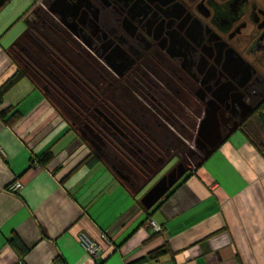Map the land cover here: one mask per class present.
<instances>
[{
  "label": "crops",
  "instance_id": "0c3cea01",
  "mask_svg": "<svg viewBox=\"0 0 264 264\" xmlns=\"http://www.w3.org/2000/svg\"><path fill=\"white\" fill-rule=\"evenodd\" d=\"M32 4L19 17L22 33L0 44V86L25 74L0 103V112L20 114L11 125L0 120V264H264V158L243 132L231 128L178 175L172 157L155 167L160 158L138 137L130 146L139 169L121 154L114 164L97 153L80 165L95 150L14 53ZM250 67L264 90V63ZM46 151L52 159L41 165ZM80 234L100 247L98 257ZM160 248L167 253L149 258Z\"/></svg>",
  "mask_w": 264,
  "mask_h": 264
},
{
  "label": "flooded vegetation",
  "instance_id": "af4514ba",
  "mask_svg": "<svg viewBox=\"0 0 264 264\" xmlns=\"http://www.w3.org/2000/svg\"><path fill=\"white\" fill-rule=\"evenodd\" d=\"M90 1L33 0L30 15H35L36 18L32 22L28 18L27 22L28 27L34 29L32 33H27L29 51L32 53L37 48L42 54L45 53V59L51 60L48 48H52L58 52V56L62 55L66 61L73 63L61 53L62 49L68 50V45L71 44L77 49L75 64L88 66L94 71L95 77L99 71V76L106 83L109 77L101 66L98 67L97 60L103 65L110 64L116 75L120 65L121 68H128V62L119 58V54L137 40H150L158 46L162 56H167L165 61L173 67L172 74L178 75L168 80L172 85V92L167 88L157 89L155 86H158L159 81L139 78L134 80H145L150 87L145 82L142 85L136 83L137 88L133 92L136 94L135 91L141 90L147 98L157 94L167 99L171 107L154 102L155 107L152 106V109L163 115L169 114L165 109L170 110L172 131L178 128L176 109L184 108L183 103L192 109L189 101L191 96L204 101L206 111L208 99L212 98L217 111L230 115L227 124H232L231 128H237L262 104L263 83L255 77L256 73L250 66L264 63V0H102L101 5L105 7L103 11ZM38 4L59 16L58 19L40 16L39 13H44L37 9ZM111 8L115 11H111ZM89 19L93 20V24L88 26ZM46 30L53 31L51 38L57 40L56 44H49L51 41L45 34ZM72 34L79 43L70 38L69 35ZM64 35L67 40L59 38ZM83 46L92 55L86 53ZM28 60L35 64L37 59L28 53ZM149 90L151 92H147ZM102 93L110 95L107 97L111 99V94H115L109 91ZM125 93L132 94L131 91ZM176 98L180 101L176 102ZM113 104L114 106L106 104L99 108L112 116L114 108L127 111L123 114L133 116L129 117L130 122H123L119 116L110 119L107 130L127 131L125 133L129 144H133L138 137L145 146L144 139L128 130L135 127L141 131H151L150 143L161 147L162 141L157 142L158 132L155 131L156 128L166 130L167 124H154L145 116L151 114L156 117L158 113L152 112L140 102L126 109L125 106H117L116 101ZM181 111L186 114L185 108ZM225 123L222 124L227 125ZM173 135L172 133L170 137ZM163 144L168 145L166 141ZM171 157L176 159L175 156H169Z\"/></svg>",
  "mask_w": 264,
  "mask_h": 264
},
{
  "label": "rangeland",
  "instance_id": "374dc122",
  "mask_svg": "<svg viewBox=\"0 0 264 264\" xmlns=\"http://www.w3.org/2000/svg\"><path fill=\"white\" fill-rule=\"evenodd\" d=\"M90 2L96 4L102 11L105 10V7L101 5L103 3L102 0H99V2L97 0H91ZM29 3L30 0H10L0 10L1 45L12 43V41L22 33L24 30V23L22 20H19V17L29 6ZM37 6V9H39L41 13H44H39L40 16L48 17L51 20L58 19L59 16L52 12H48L43 5L38 4ZM112 10L115 11L114 8H111V11ZM28 16L31 22L36 18L35 15L29 14ZM90 24H93L92 19H89L88 26ZM48 25L52 28L51 23ZM29 29L30 31H28V33L34 31L32 27ZM52 32L51 30L45 31V34H47L51 41V43H49L51 45L57 41L51 38L53 37ZM69 36L74 41H77L73 34ZM59 38L67 40L66 35H64V37L59 36ZM27 42V38L23 37L19 42L20 44H18L20 49L14 51L18 57V63L23 64L25 68L30 71L32 76L39 81V85L50 97V100L56 105L58 104L61 108L64 118L102 158L114 164V157L121 154L124 158H127L129 162H134L137 166L136 169H139L140 163L138 164L135 162V158L133 159L136 154L134 151L135 148L130 146L131 144L127 142L128 137L125 133L127 131H109L106 129L112 118L114 119L116 116H119L118 118L121 117L123 122H130L131 119L129 117L133 115L123 114L127 111L122 112L119 108L118 110L114 108L112 116L106 114V112L99 107H104L106 104L114 106L113 103L115 101L118 102V104H116L117 106H125L124 109L136 106L140 102V104H143V106L148 107L155 113L158 112L152 109V106L155 104L154 102L157 104L160 103L161 106L163 104L165 107H169L170 103L167 99H164L163 96L161 97L152 93L153 96L151 95V98H147V95L141 90L135 91L136 94L133 92V90L137 88V84L142 85V82L151 79L159 81L158 86H155L157 89L167 88L169 92H172V85L168 83V80L172 79V76L178 74L173 75V67L168 63H165L168 65L166 66L162 61L168 59L167 56H162L158 47H154L155 51H152L151 47L154 43L150 40H137L134 42V45L127 46L126 49L119 54V58L122 57L124 61L128 62V68H121L122 65H120L118 74L115 75L111 70L110 64L103 65L101 61H96L98 67L101 66L107 72L106 76L109 78H107V82L105 83L99 76V71L97 77H95L94 71L90 70L88 66H80L79 63L75 64V52L77 49L71 44L68 45V50L62 49L61 53L66 55L67 59H69V61L71 60L73 63L66 61L65 57L62 55L58 56V52L52 48H48L50 50V54L48 53V55L51 56L52 61L47 58L46 60L44 58L45 53L42 54L37 48L32 53L29 49L25 50L23 45H28L29 43ZM59 42H62V40H59ZM82 43L84 42L82 41ZM83 47L86 53L92 55L85 46ZM28 53L37 59L35 64L29 62ZM96 57L98 58V56ZM160 62H162L163 65ZM42 71L43 74L41 73ZM262 71H264V68ZM134 78L145 80L136 81ZM160 83L162 85H160ZM145 84L150 87L148 82H145ZM107 91L115 93H110L113 95L112 99L107 97L110 96L106 94ZM130 91L132 93L130 95L125 93ZM147 92L151 91L149 90ZM190 98L189 101L192 103V109L187 108L188 106L183 103L186 114L184 111H181L184 110V108L179 110L176 109V126L178 128L173 131L171 126V112L169 109H165L168 110L169 113H166V115L158 113L155 115L156 117H154L151 114H145L154 124H159L160 122L167 124L166 127L168 129L166 128V130L160 131L159 129L161 128H156L155 131L158 132L156 133L158 138L157 142L162 141L161 147L150 143V139H152L151 131H141L135 127L128 130V132L133 133L135 136L144 139L146 146L153 149V156L160 158L161 161L155 160L157 162L155 163V167L156 164L160 165L165 162L169 156H175L176 159L172 161V175H178L185 169L194 168L232 127V124H227L230 115L224 111H217L218 109L215 107L212 98L208 99L207 111L204 101L195 96H191ZM178 101L180 100L176 98V102ZM190 119L191 122L189 121ZM221 122H226L225 124L227 125H223ZM233 126H235V124ZM172 133L174 135L170 137ZM169 139H172V141ZM163 141H166L168 145L165 146ZM145 155L147 156H145L146 159L149 157L152 158V155H147V152Z\"/></svg>",
  "mask_w": 264,
  "mask_h": 264
},
{
  "label": "trees",
  "instance_id": "16d2710c",
  "mask_svg": "<svg viewBox=\"0 0 264 264\" xmlns=\"http://www.w3.org/2000/svg\"><path fill=\"white\" fill-rule=\"evenodd\" d=\"M24 72L20 69L16 73L8 78L0 86V103L7 91L17 83L22 77H24ZM264 100L262 104L257 107L253 112L247 117V119L242 122L238 129L243 132L248 142L256 149V151L264 158ZM20 118L18 111H13V109H8L0 112V120L4 123L11 125L15 123ZM82 137V136H81ZM83 138V137H82ZM84 139V138H83ZM97 152L90 151V153L81 161V164L92 165L97 161ZM52 159V153L50 151L44 152L38 159L41 165H46ZM158 234V233H154ZM167 253L166 250L160 248L149 255V258L157 259ZM102 264V263H101Z\"/></svg>",
  "mask_w": 264,
  "mask_h": 264
},
{
  "label": "built area",
  "instance_id": "2783aa9c",
  "mask_svg": "<svg viewBox=\"0 0 264 264\" xmlns=\"http://www.w3.org/2000/svg\"><path fill=\"white\" fill-rule=\"evenodd\" d=\"M20 186H21V184L16 181L10 186L9 190L12 192H15L20 188ZM149 226L151 227L153 232L160 233V231H161L160 227L157 226L154 222L149 221ZM78 240H79L82 248L86 252V254H88L92 257H98V255L100 253V247L97 244L90 241L84 234H80L78 236ZM17 264H22V263L18 262Z\"/></svg>",
  "mask_w": 264,
  "mask_h": 264
},
{
  "label": "bare ground",
  "instance_id": "6f19581e",
  "mask_svg": "<svg viewBox=\"0 0 264 264\" xmlns=\"http://www.w3.org/2000/svg\"><path fill=\"white\" fill-rule=\"evenodd\" d=\"M154 47H158V46L156 44H153L152 47H151L152 48L151 50L155 51ZM162 61L164 62V64L166 63L165 59L162 60ZM160 63H162V62H160ZM162 65H163V63H162ZM165 65L168 66L167 64H165Z\"/></svg>",
  "mask_w": 264,
  "mask_h": 264
},
{
  "label": "water",
  "instance_id": "95a60500",
  "mask_svg": "<svg viewBox=\"0 0 264 264\" xmlns=\"http://www.w3.org/2000/svg\"><path fill=\"white\" fill-rule=\"evenodd\" d=\"M5 0H1V2H0V4L2 3V2H4Z\"/></svg>",
  "mask_w": 264,
  "mask_h": 264
}]
</instances>
